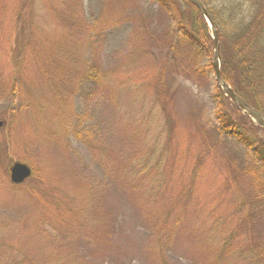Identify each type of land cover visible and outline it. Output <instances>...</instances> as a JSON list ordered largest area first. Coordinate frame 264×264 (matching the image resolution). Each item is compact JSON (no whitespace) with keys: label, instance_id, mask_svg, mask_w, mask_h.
Wrapping results in <instances>:
<instances>
[{"label":"rangeland","instance_id":"1","mask_svg":"<svg viewBox=\"0 0 264 264\" xmlns=\"http://www.w3.org/2000/svg\"><path fill=\"white\" fill-rule=\"evenodd\" d=\"M168 2L0 0V264H264V165Z\"/></svg>","mask_w":264,"mask_h":264},{"label":"trees","instance_id":"2","mask_svg":"<svg viewBox=\"0 0 264 264\" xmlns=\"http://www.w3.org/2000/svg\"><path fill=\"white\" fill-rule=\"evenodd\" d=\"M203 1L220 33L223 78L237 94L264 114V0ZM168 3L180 20L186 19L181 20V24L189 26L188 38L200 48L196 52L212 59L214 42L198 9L188 0H179L177 9L175 3ZM195 58L200 59L196 53ZM195 69L194 74H203L213 66L210 63ZM215 92L218 99L215 115L221 133L252 150L255 162L264 165V130L246 118L216 83ZM255 131L260 132V138L255 136ZM252 169L258 180L257 172L262 168L254 165ZM255 255L261 257L262 253L255 252Z\"/></svg>","mask_w":264,"mask_h":264},{"label":"water","instance_id":"3","mask_svg":"<svg viewBox=\"0 0 264 264\" xmlns=\"http://www.w3.org/2000/svg\"><path fill=\"white\" fill-rule=\"evenodd\" d=\"M195 6L199 8L202 15L207 19L209 22L212 35L214 39V62L213 67L215 71L216 81L218 83L219 88L225 94L226 97L230 98L232 101L236 103L237 106L244 110V113L247 117L254 121L255 124L260 125L264 128V115L259 111L251 108L243 98L237 95L233 89L227 84V82L223 79L221 74V55H220V38L217 28L209 16L206 8L202 4L200 0H190ZM3 126V123L0 122V128ZM32 174L31 169L23 163H15L11 169V180L13 183L19 184L29 178Z\"/></svg>","mask_w":264,"mask_h":264}]
</instances>
